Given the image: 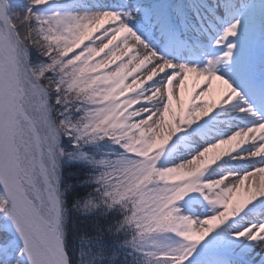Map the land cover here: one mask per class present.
<instances>
[{
    "label": "snow or ice",
    "instance_id": "6c2138e0",
    "mask_svg": "<svg viewBox=\"0 0 264 264\" xmlns=\"http://www.w3.org/2000/svg\"><path fill=\"white\" fill-rule=\"evenodd\" d=\"M0 264H264V0H0Z\"/></svg>",
    "mask_w": 264,
    "mask_h": 264
},
{
    "label": "bare ground",
    "instance_id": "6f19581e",
    "mask_svg": "<svg viewBox=\"0 0 264 264\" xmlns=\"http://www.w3.org/2000/svg\"><path fill=\"white\" fill-rule=\"evenodd\" d=\"M258 179V178H257Z\"/></svg>",
    "mask_w": 264,
    "mask_h": 264
}]
</instances>
